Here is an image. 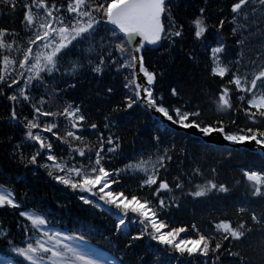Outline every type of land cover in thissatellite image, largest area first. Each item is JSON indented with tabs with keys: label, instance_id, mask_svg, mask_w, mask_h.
<instances>
[{
	"label": "snow or ice",
	"instance_id": "obj_1",
	"mask_svg": "<svg viewBox=\"0 0 264 264\" xmlns=\"http://www.w3.org/2000/svg\"><path fill=\"white\" fill-rule=\"evenodd\" d=\"M179 6L178 0H0V16L13 17L18 9L22 13L21 31L0 27V100L9 109L8 125L22 130L19 139L9 135L3 145L10 150L6 153L10 163L0 171V213L18 217L20 239L0 227V264H169L161 259L162 253L184 258L181 264H208L209 260L224 264L222 254L233 257L232 264H253L251 255L233 249L254 237L260 240L258 251L254 250L258 264H264V168L242 170V181H237L244 183L251 200L260 201L259 211L242 203L234 209L235 221L218 219L205 230L195 223L177 226L166 219L179 205L174 197L166 201L165 196L182 191L184 185L180 176L170 185L164 174L174 156L188 155L186 144L177 147L175 131H165L173 139L162 144L160 127L154 124V153L125 163L123 169L106 166L111 162L109 154L121 149V139L112 128L132 125L138 114H158L176 131L196 136L193 144L201 143L199 138L218 136L232 145L264 150V0H231L227 14L215 25V45H204L210 51L209 75L224 82L213 100L215 113L227 116L228 124L223 118L205 119L199 101L192 92L181 91L180 84L170 86V103L155 94L158 74L146 67L144 53L162 47L170 51L184 39L183 26L176 21ZM206 7L199 8L192 22L193 39L202 43L209 32ZM220 10L223 13L225 8ZM226 22L236 50L231 59L226 56L222 31ZM188 59L196 58L189 55ZM108 71L123 77L124 91L104 116L103 128L109 133L105 136L81 104L66 102L61 93L76 89L85 72L103 78ZM112 94L113 88L107 86L105 95ZM25 109H30L27 115ZM237 115L243 116L244 126L238 125ZM85 133L95 136V142ZM54 148L60 149V155ZM12 165L28 169L33 176L36 169L43 170L50 181L75 194L81 205L114 216L116 239L123 237L112 254L115 258L101 259L87 247L83 233L53 228L34 197L26 191L18 196L15 185L23 180L13 174ZM210 171L216 173L215 168ZM192 172L203 175L199 168ZM129 175L149 195L126 189L123 179ZM229 191L225 184L207 179L187 195L206 198ZM130 225H139L136 234ZM145 238L160 247L148 245L137 252V242Z\"/></svg>",
	"mask_w": 264,
	"mask_h": 264
},
{
	"label": "trees",
	"instance_id": "obj_2",
	"mask_svg": "<svg viewBox=\"0 0 264 264\" xmlns=\"http://www.w3.org/2000/svg\"><path fill=\"white\" fill-rule=\"evenodd\" d=\"M231 0H178L179 8L175 9L176 21L183 26L184 39L176 44L170 51H165L164 48H156L144 53L146 67L158 74L155 85V94L163 95L165 102L170 103L169 88L172 85L180 84L181 91L192 92L194 99L198 100L204 112V118L213 120L223 118L228 124V117H218L215 113L214 98L218 94L219 87L224 83L219 78H214L209 75L211 61L209 59L210 52L204 47L205 44L214 46L217 40L215 25L219 19H223L227 14V5ZM207 5H211L206 7ZM223 6L225 11L222 13L220 8ZM201 7H206L205 15L208 17L206 21L209 26V32L206 34L207 39L202 43L193 39V20L198 15V10ZM22 13L17 11L13 17L0 16V27H6L21 31L20 20ZM224 39L228 47L226 50L227 58H235L236 50L231 44V38L228 36L229 25L225 23L222 30ZM234 51V52H233ZM195 57V60H189L188 56ZM162 73V76L159 75ZM120 75H116L114 71H108L103 78H97L85 72L78 82V86L74 90H68L64 96L66 102H75L81 104L85 114L88 115L91 121L96 122L100 126V130L105 136L109 133L104 130V116L108 114L111 106L120 102L123 88ZM228 78L225 77V81ZM107 86L113 88L111 96L105 95ZM234 105L238 104L233 101ZM61 104L53 105V110L61 107ZM9 109L7 104L0 100V139L3 143L0 144V171L9 167L6 153L10 151L3 145L7 143L9 135L19 139L22 136V130L19 127H11L7 122V113ZM18 114L20 110L17 109ZM30 109L24 110V115H27ZM239 126H244L246 121L242 115L235 117ZM154 124H158L161 131V139L163 143H169L173 139L171 136L164 135L165 131L174 132L167 128L163 123L154 119L150 113L147 115L138 114V120L133 121L132 125L120 124L112 128L121 139V149L116 154H109L111 158L110 164L106 166L111 168H123L125 163L135 162L139 159L147 158L156 151L151 135L155 134L156 128ZM63 121L61 128L63 130ZM129 128H138L139 131H129ZM233 130L235 127L233 126ZM175 142L177 147L186 144L188 149L187 157L181 156L177 159L173 157L172 163L169 165V171L165 173V178L170 185L174 181V177L180 176L183 183V190H175L174 193L165 196L166 201L174 197L179 207H173L166 217L177 226H189L192 223L200 225L205 230L211 227L218 219L236 220L234 209L242 203L247 202L257 211L261 206L260 201L251 200L246 192L244 183L238 184L237 181H242V170L253 169L260 170L264 168V156L259 153L251 152L246 149H235L223 146L206 145L203 142L193 144L192 141L197 137L190 136L184 133L175 131ZM44 135H49L45 133ZM92 142H95V136L90 133H85ZM201 140V139H200ZM54 145L58 142L52 138ZM57 155H60V149L54 148ZM79 159V158H78ZM193 168H199L203 173L202 176H194ZM215 168L216 173H211L210 169ZM12 172L19 176L23 183L15 185L16 192L23 195L26 191L30 197H34L36 207L49 215L53 221L52 227L65 233L85 235L88 243L97 247L101 251L112 256L123 243V237L116 239L114 230V216H107L88 206H83L75 199V194L64 189L60 185H56L50 181L44 174L43 170L36 169V175L22 167L12 165ZM183 173V175H181ZM207 179H213L218 183H223L230 189L227 194H211L206 198H192L187 195L188 191L194 190L195 184L202 183ZM138 180L129 176L124 177L123 186L129 191H136L138 195H149L147 190H139L137 188ZM165 195V194H162ZM95 199V198H93ZM18 217L15 215H4L0 213V227L11 231L13 237L19 241L20 233L16 228ZM211 222V223H210ZM139 225H130L129 229L132 234H136ZM140 245L136 249L137 252H143L145 247L152 245L153 248H159L154 242L145 238L142 242H137ZM260 240L254 237L245 241V246L234 248L247 252L253 258V264H258V257L255 251H258ZM251 245V247H248ZM255 250V251H254ZM115 258V257H114ZM161 259L169 262V264H181L184 258L170 257L162 253ZM203 260L204 258H200ZM221 260L224 264H232L233 257L227 254L221 255ZM194 264L196 262L194 261ZM208 264H213L212 260ZM220 264V261H216Z\"/></svg>",
	"mask_w": 264,
	"mask_h": 264
},
{
	"label": "water",
	"instance_id": "obj_3",
	"mask_svg": "<svg viewBox=\"0 0 264 264\" xmlns=\"http://www.w3.org/2000/svg\"><path fill=\"white\" fill-rule=\"evenodd\" d=\"M150 114L152 115L153 118L159 119L161 122H163L166 125V127L170 128L172 130H175L173 127L168 126L166 122H164L161 118H159L158 117V114H152V113H150ZM189 134H191V133H189ZM202 139L204 140V142L206 144L220 145V146H226V147L227 146H231V147H234V148H243V149H247V150L252 151V152H257V153H260V154H264V150H260L255 145H250V144H245V145H232V144H229V143L223 141L222 138H220L218 136H213V137H211L209 139H206V140L204 138H202Z\"/></svg>",
	"mask_w": 264,
	"mask_h": 264
},
{
	"label": "rangeland",
	"instance_id": "obj_4",
	"mask_svg": "<svg viewBox=\"0 0 264 264\" xmlns=\"http://www.w3.org/2000/svg\"><path fill=\"white\" fill-rule=\"evenodd\" d=\"M153 158H154V157H153ZM144 159H147V158H144ZM129 177L136 178L135 176H132V175H129ZM136 179H137V178H136ZM87 247H90V248L95 249L94 247H91V246H89V245H87ZM95 250L97 251V253L100 254V258H101V259H103V258H105V257H110V256H108V255H106V254L100 252V251L97 250V249H95ZM111 258H113V257H111Z\"/></svg>",
	"mask_w": 264,
	"mask_h": 264
},
{
	"label": "bare ground",
	"instance_id": "obj_5",
	"mask_svg": "<svg viewBox=\"0 0 264 264\" xmlns=\"http://www.w3.org/2000/svg\"><path fill=\"white\" fill-rule=\"evenodd\" d=\"M210 52V51H209ZM234 52V51H233ZM236 53V52H235ZM234 58V57H233ZM187 135H190V136H193V135H191V134H187ZM194 137H196V136H194ZM199 139H201V141L204 143V144H206L205 142H204V140L202 139V138H199ZM206 145H211V144H206ZM212 146H214V145H212ZM216 146H220V145H216ZM223 147H226V146H223ZM228 148H234V147H231V146H227ZM235 149H243V148H235ZM247 150V149H246ZM249 151V150H248ZM252 152V151H251ZM255 153H257V152H255ZM260 154V153H259ZM143 158V157H142ZM148 158V157H147Z\"/></svg>",
	"mask_w": 264,
	"mask_h": 264
}]
</instances>
